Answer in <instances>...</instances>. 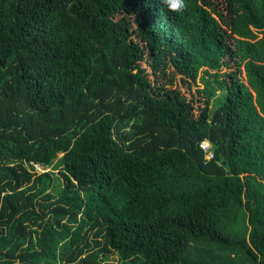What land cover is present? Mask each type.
Instances as JSON below:
<instances>
[{
	"label": "trees",
	"instance_id": "16d2710c",
	"mask_svg": "<svg viewBox=\"0 0 264 264\" xmlns=\"http://www.w3.org/2000/svg\"><path fill=\"white\" fill-rule=\"evenodd\" d=\"M183 5L0 0V264H264V0Z\"/></svg>",
	"mask_w": 264,
	"mask_h": 264
},
{
	"label": "rangeland",
	"instance_id": "374dc122",
	"mask_svg": "<svg viewBox=\"0 0 264 264\" xmlns=\"http://www.w3.org/2000/svg\"><path fill=\"white\" fill-rule=\"evenodd\" d=\"M167 72H169V75H171V74H174L173 72H174V70L173 69H171V70H168ZM168 75V76H169ZM176 81H177V83H178V85L180 86V87H182L183 89H185V90H187V86H183V84L181 83V75L180 74H177L176 73ZM201 86H202V84H200ZM193 90H195L196 89V86L195 85H193ZM217 92H216V96H217V102H216V104H214V108H216V107H218L220 104H221V102H223V100H224V98H223V95H222V93H221V91H219V89L217 88ZM63 156V153H60L59 155H58V158H56L55 160H54V162H53V164L52 165H50V166H43V165H36V169L38 170V173H43V172H48V171H53V172H56V174H58L57 172H58V170H57V166H55V164L58 162V160L61 158ZM209 156V155H208ZM117 259L115 258V259H113L112 261H111V263L112 264H117Z\"/></svg>",
	"mask_w": 264,
	"mask_h": 264
},
{
	"label": "built area",
	"instance_id": "2783aa9c",
	"mask_svg": "<svg viewBox=\"0 0 264 264\" xmlns=\"http://www.w3.org/2000/svg\"><path fill=\"white\" fill-rule=\"evenodd\" d=\"M201 147L206 152V156H207L208 159H212L214 157L213 146H212V144L210 143L209 140H204L201 143Z\"/></svg>",
	"mask_w": 264,
	"mask_h": 264
},
{
	"label": "clouds",
	"instance_id": "9594fccd",
	"mask_svg": "<svg viewBox=\"0 0 264 264\" xmlns=\"http://www.w3.org/2000/svg\"><path fill=\"white\" fill-rule=\"evenodd\" d=\"M171 11H180L183 8V0H165Z\"/></svg>",
	"mask_w": 264,
	"mask_h": 264
}]
</instances>
